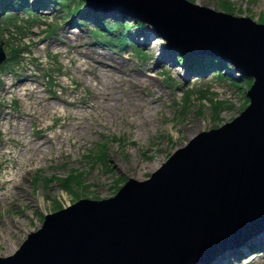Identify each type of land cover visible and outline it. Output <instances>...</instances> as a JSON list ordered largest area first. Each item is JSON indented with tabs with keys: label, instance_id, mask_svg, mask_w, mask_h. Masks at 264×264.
<instances>
[{
	"label": "rangeland",
	"instance_id": "374dc122",
	"mask_svg": "<svg viewBox=\"0 0 264 264\" xmlns=\"http://www.w3.org/2000/svg\"><path fill=\"white\" fill-rule=\"evenodd\" d=\"M191 1L256 21L263 15L264 23V0ZM62 2L43 0L41 14L0 20L8 57L0 69V256L16 250L45 213L147 178L195 134L248 104L233 70L189 73L153 29L149 39L129 27L123 43L104 42L93 34L96 23L119 39L115 23L132 20L88 8L66 16ZM246 241L206 264H264V229Z\"/></svg>",
	"mask_w": 264,
	"mask_h": 264
},
{
	"label": "water",
	"instance_id": "95a60500",
	"mask_svg": "<svg viewBox=\"0 0 264 264\" xmlns=\"http://www.w3.org/2000/svg\"><path fill=\"white\" fill-rule=\"evenodd\" d=\"M85 1L150 24L176 51L231 62L254 79L250 104L198 133L148 179L46 214L0 264H196L264 228V24L190 0Z\"/></svg>",
	"mask_w": 264,
	"mask_h": 264
},
{
	"label": "trees",
	"instance_id": "16d2710c",
	"mask_svg": "<svg viewBox=\"0 0 264 264\" xmlns=\"http://www.w3.org/2000/svg\"><path fill=\"white\" fill-rule=\"evenodd\" d=\"M67 2H74L78 3L76 5H73L70 7L68 4H66L68 11L71 13H76L82 6V0H65ZM47 4H43V0H0V18L3 17L4 11L8 9H12L13 11H33L37 8H42L46 6ZM8 16V14H6ZM6 17V16H5ZM136 26L140 28L141 23L138 21H133ZM102 27H112L108 26L104 22L99 23ZM121 25L122 27L125 25L122 22L115 23L114 26ZM121 28V27H119ZM123 36H120L119 39H123ZM105 39H108L107 37H104ZM179 61L184 62L188 67L191 65L194 67V69H199L200 73L205 71L209 67H215L216 65H220V61L215 58L212 55L207 54H197V55H185L181 54L178 58ZM223 64V63H222ZM222 75V74H221Z\"/></svg>",
	"mask_w": 264,
	"mask_h": 264
},
{
	"label": "bare ground",
	"instance_id": "6f19581e",
	"mask_svg": "<svg viewBox=\"0 0 264 264\" xmlns=\"http://www.w3.org/2000/svg\"><path fill=\"white\" fill-rule=\"evenodd\" d=\"M225 8V7H224ZM150 28V27H149ZM149 31H151V28L149 29ZM237 74H235V76H236ZM35 150V148H33V151ZM32 151V150H31ZM21 158V157H20ZM0 232H1V229H0ZM3 232V231H2ZM4 235V234H3ZM4 237V236H3ZM14 247V246H13ZM13 249V248H12ZM218 257V256H217ZM216 257V258H217Z\"/></svg>",
	"mask_w": 264,
	"mask_h": 264
}]
</instances>
